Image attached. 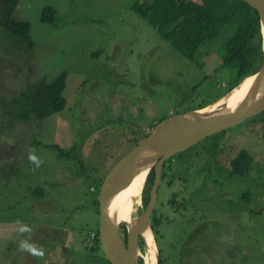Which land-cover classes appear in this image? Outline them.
<instances>
[{
  "label": "rangeland",
  "instance_id": "obj_1",
  "mask_svg": "<svg viewBox=\"0 0 264 264\" xmlns=\"http://www.w3.org/2000/svg\"><path fill=\"white\" fill-rule=\"evenodd\" d=\"M147 1L21 0L32 48L9 34L0 19V264H109L94 241L101 180L162 118L225 105L217 101L235 79L221 67L225 38L208 44L192 62L133 11ZM175 6L179 21L190 14L229 12L236 0H175ZM46 8L55 10L52 22L41 20ZM263 65L256 61L247 78ZM62 72L67 73L65 110L45 120L28 116L32 88ZM259 122L248 120L184 151L195 165L203 149L218 147L207 157V168L189 163L178 171L181 183L159 189L162 264H264ZM75 144L78 159L59 155V149L69 152ZM243 149L252 157L249 171L232 175L229 160ZM152 184L132 201L133 218L145 210ZM38 188L42 195L33 193ZM180 191L177 203L187 198V210L175 212L169 201ZM202 211L208 212L207 231L200 218L191 219ZM45 226L56 232L44 233ZM25 243L32 251L21 247ZM147 255L142 243L144 264Z\"/></svg>",
  "mask_w": 264,
  "mask_h": 264
},
{
  "label": "trees",
  "instance_id": "obj_2",
  "mask_svg": "<svg viewBox=\"0 0 264 264\" xmlns=\"http://www.w3.org/2000/svg\"><path fill=\"white\" fill-rule=\"evenodd\" d=\"M20 4V0H5V18H2L4 29L12 36L20 39L22 42L29 44L30 48L34 46L31 41L30 31L31 24L26 21H13V14ZM133 11L142 19L146 20L158 33V35L168 42L180 54L194 62L201 58L203 50L208 44L213 45L220 39L225 38L224 46L221 54V67L227 68L230 73L234 74V83H230L224 87L221 97L230 93L233 86H239L252 71V66L256 61L260 60L264 64V38L261 31V24L258 13L248 4L237 1L236 6L229 12H219L206 16L186 15L181 20L177 21L175 0H151L143 3H137L133 6ZM55 10L46 8L41 20L42 22H52L55 18ZM204 48V49H203ZM210 49V47L208 48ZM208 54V53H206ZM67 87V73H60L52 82H42L32 88L31 94L26 96L28 99V116H33L38 120H45L65 110L67 99L64 96ZM203 107V106H202ZM202 107L198 108L202 109ZM165 119L162 118L161 120ZM262 123L264 134V114L253 118ZM252 119V120H253ZM160 120V121H161ZM160 121L155 123V127ZM151 127V128H152ZM146 133V131H145ZM148 135L145 134L144 138ZM143 139L140 138V140ZM137 141L138 142L140 141ZM136 144V145H137ZM218 148L217 146L207 147L202 150V153L195 160V165L192 163V157L185 156L184 152L179 153L169 159L162 172V183L164 187L172 188L181 183V176L178 171L188 169L189 163L196 166L200 170L199 164L207 168V157L212 151ZM79 146L75 144L69 152H64L59 149V155L67 159L79 158ZM187 152V151H185ZM252 161V157L245 149L239 151L229 160L231 174L236 176H244L248 171ZM195 167V168H196ZM192 168V169H193ZM155 172L152 170L147 178L146 184H151L154 181ZM104 177L101 182L104 181ZM145 184V185H146ZM153 185V184H152ZM162 187V186H160ZM152 188V187H151ZM150 189V188H149ZM144 190V189H143ZM34 194H41L40 188L33 190ZM181 191L176 192L169 203L176 208L177 197L181 196ZM146 206L149 202L150 193L145 192ZM186 199H182V206H186ZM99 207V199L95 202ZM156 210V209H155ZM163 214L160 210L154 213L152 229L157 243V235L159 234L158 227L161 225ZM121 234L126 242L127 230L125 226H121ZM96 245L101 247L99 231L94 235ZM143 242H141L142 245ZM94 247L91 250H95ZM159 256L161 259V250L158 247ZM109 262V261H108ZM109 264H111L109 262ZM140 264H144L140 259ZM162 264V259L160 260Z\"/></svg>",
  "mask_w": 264,
  "mask_h": 264
},
{
  "label": "water",
  "instance_id": "obj_3",
  "mask_svg": "<svg viewBox=\"0 0 264 264\" xmlns=\"http://www.w3.org/2000/svg\"><path fill=\"white\" fill-rule=\"evenodd\" d=\"M237 1L248 4L258 13L264 38V0ZM248 78H251V86L235 110L227 104L214 111L202 112L215 105L212 104L203 109L186 111L161 120L106 176L99 195V235L104 254L111 264H140L142 241L147 249L145 233L149 231L154 236L151 218L158 201L162 171L169 159L206 138L264 114V65ZM144 170L149 171L148 176L152 170L155 172L145 210L136 218L129 214L128 221L120 220L119 215L112 216L111 202L124 193L137 175ZM121 226H125L127 230L126 242L121 234ZM160 260L157 251L158 264Z\"/></svg>",
  "mask_w": 264,
  "mask_h": 264
},
{
  "label": "bare ground",
  "instance_id": "obj_4",
  "mask_svg": "<svg viewBox=\"0 0 264 264\" xmlns=\"http://www.w3.org/2000/svg\"><path fill=\"white\" fill-rule=\"evenodd\" d=\"M251 83V78H247L238 86V88H235L225 98L218 102V104H229L230 108L232 110H235L238 104L244 98L245 92L249 89ZM215 109V105H212L202 112L214 111ZM148 172V170L140 172L132 181L130 186L126 189V191L121 195H118L111 202L110 212L112 216L116 217L117 215H119L120 220H129L128 215L133 213L132 201L141 196L147 181ZM145 240L148 252V255L144 260L145 264H158L156 242L154 236L150 234L149 231L145 233Z\"/></svg>",
  "mask_w": 264,
  "mask_h": 264
},
{
  "label": "flooded vegetation",
  "instance_id": "obj_5",
  "mask_svg": "<svg viewBox=\"0 0 264 264\" xmlns=\"http://www.w3.org/2000/svg\"><path fill=\"white\" fill-rule=\"evenodd\" d=\"M20 3H21V0H20ZM19 8H20V4H19V6H18V8L16 9V11L14 12V14H13V21H15V22H18V21H21V14H20V12H19ZM4 9H5V0H0V19L2 20V18L4 19L5 18V11H4ZM163 170H164V168H163ZM163 172V171H162ZM163 180V179H162ZM190 194V193H189ZM187 195L188 194H183V196L184 197H187ZM209 202V199L207 198V200H206V203H208ZM183 204L182 203H179L178 205L176 204V208L174 207V206H172L170 203H169V208L170 209H172V210H174L175 212H177V209H180V210H182V208H184V209H186L187 210V207L186 206H182ZM155 209H156V207H155ZM156 212V210H154V213ZM154 213H153V215H152V218H151V228H152V222H153V220H154ZM191 214V216H192V213H190ZM197 218H200L201 219V226H203V228H204V231H207V226H208V223L206 222V220L205 219H207L208 218V212L207 211H205V212H200V213H198V215L196 216V217H191V219L192 220H194L195 221V219H197ZM152 231H153V229H152ZM199 234V233H198ZM193 235V234H192ZM194 236V235H193ZM195 237V236H194Z\"/></svg>",
  "mask_w": 264,
  "mask_h": 264
},
{
  "label": "crops",
  "instance_id": "obj_6",
  "mask_svg": "<svg viewBox=\"0 0 264 264\" xmlns=\"http://www.w3.org/2000/svg\"><path fill=\"white\" fill-rule=\"evenodd\" d=\"M41 228H43V230L46 231V232H44V233H47V232H52V233H53V232H56V230L54 231V229H52V228H50V227H48V226L41 227ZM31 242H32V244H33V247H35V244H36V240H35V238H31V239H30V243H31ZM22 255L26 256L27 254L22 253V254H21V257H22ZM17 257H18V256H16L14 262H16ZM28 264H30V262H29Z\"/></svg>",
  "mask_w": 264,
  "mask_h": 264
},
{
  "label": "clouds",
  "instance_id": "obj_7",
  "mask_svg": "<svg viewBox=\"0 0 264 264\" xmlns=\"http://www.w3.org/2000/svg\"><path fill=\"white\" fill-rule=\"evenodd\" d=\"M29 159L32 160V161H36L37 163H39V161H37V158H36L35 155H30V156H29ZM21 247H23V248H27V249H29L30 251H32L31 246L28 245V244H26V243H25V244H22Z\"/></svg>",
  "mask_w": 264,
  "mask_h": 264
},
{
  "label": "built area",
  "instance_id": "obj_8",
  "mask_svg": "<svg viewBox=\"0 0 264 264\" xmlns=\"http://www.w3.org/2000/svg\"><path fill=\"white\" fill-rule=\"evenodd\" d=\"M153 127L147 128V133H150L152 131Z\"/></svg>",
  "mask_w": 264,
  "mask_h": 264
}]
</instances>
